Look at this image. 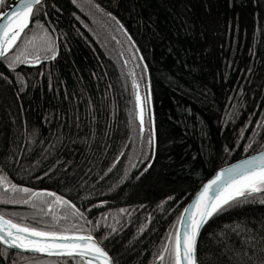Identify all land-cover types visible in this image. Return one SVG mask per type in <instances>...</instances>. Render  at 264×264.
<instances>
[{
	"label": "trees",
	"instance_id": "1",
	"mask_svg": "<svg viewBox=\"0 0 264 264\" xmlns=\"http://www.w3.org/2000/svg\"><path fill=\"white\" fill-rule=\"evenodd\" d=\"M21 53L40 61L9 67ZM138 91L152 99L154 145L149 112L143 132L137 120ZM263 150L264 0H47L0 62V175L69 202L18 203L30 193L0 185V215L91 235L115 264H174L169 237L192 196ZM260 200L210 220L203 264H258L249 237L264 233ZM0 264L86 263L0 245Z\"/></svg>",
	"mask_w": 264,
	"mask_h": 264
},
{
	"label": "snow or ice",
	"instance_id": "2",
	"mask_svg": "<svg viewBox=\"0 0 264 264\" xmlns=\"http://www.w3.org/2000/svg\"><path fill=\"white\" fill-rule=\"evenodd\" d=\"M6 0H0V6L4 5ZM43 3V0H22L21 10L19 12L4 13L0 18L7 17L8 23L0 24V58H6L8 51L15 45V42L20 38L21 33L28 27L30 17L34 14V6H39ZM16 16L17 20L15 25L11 23L12 17ZM22 16V18H21ZM48 51H51L53 55L46 57L55 59V44L54 41H49ZM24 53L15 56L10 62L9 67H13L18 63H38L40 57L36 56L33 61L21 59ZM139 88V85H135ZM137 101L141 100L139 93H137ZM148 102V112L150 122L152 124L149 129L150 135L148 143L154 145L155 143V125L151 120V107H150V94L144 98ZM140 125L141 132L144 131V108L141 107L140 112ZM257 159L259 164L257 165ZM150 167V165H149ZM245 171L238 173L239 180L230 179L226 183L230 185V190L224 195L218 194L212 198H206L211 184H216L218 180L224 175L221 172L216 180H213L210 185L206 186L204 191L200 193V196L195 205L196 211L189 213L188 209H184V215H182L178 221L180 224H186V229L183 233L177 232L174 236L170 234L169 243H174V249L172 255L174 258V264H203L202 260L198 258L197 248L198 240L203 227L208 221L214 217L220 215L223 211L230 209L234 206H240L243 203L252 202L255 200V194L264 192V154L259 158L253 157L252 159L243 162ZM228 172H234L236 169H229ZM0 185L5 186V190H11L12 192L30 193L27 199L16 201L18 203L30 204L33 200H38L42 196L56 197L55 202L57 204L68 205V201H64L62 197L56 196L55 193H39L33 192L29 188H18L16 185L11 184L7 180V177L0 175ZM169 199H173L169 197ZM8 201L0 199V203H6ZM260 203H264V200H260ZM35 207V204H33ZM75 208V205H71ZM187 216V220H185ZM230 227V226H226ZM242 225L237 224L231 227V231L239 234V230L242 229ZM221 236L225 235L224 232L220 233ZM29 237H35L36 239H30ZM72 238L57 231H44L36 227L29 225L14 223L11 219H5L4 215H0V244H5L9 249L19 248L25 250H31L39 253H46L48 255H78L81 257L91 256L93 253H99V256L105 258L106 264L110 262L108 254L104 252L91 236H82L77 238L76 243H57L56 241H68ZM82 242V243H81ZM250 246L256 247L260 245L259 253L260 258L258 264H264V233L257 234V236L249 237ZM165 251L168 248L165 247ZM227 251V249H225ZM238 255V254H237ZM99 258V257H95ZM163 259V256L160 257ZM88 264H92L89 260Z\"/></svg>",
	"mask_w": 264,
	"mask_h": 264
},
{
	"label": "water",
	"instance_id": "3",
	"mask_svg": "<svg viewBox=\"0 0 264 264\" xmlns=\"http://www.w3.org/2000/svg\"><path fill=\"white\" fill-rule=\"evenodd\" d=\"M46 1L47 0H43V3L46 2ZM21 3H22V0H11L10 3L7 5V7L0 12V16H2V14H4V13L19 12L21 10ZM37 7L38 6H34L33 13H34V11H35V9ZM32 16L30 17V22L28 24V27L25 28L24 32L29 28V26L31 24ZM21 18H22V16H21ZM16 20H17V17L13 16L12 20H11V23L13 24V26L15 25ZM8 22L9 21H8L7 17L0 18V24L8 23ZM24 32L21 33L20 38L22 37ZM19 39L15 42V45L12 48L9 49L8 54L15 48V46H16L17 42L19 41ZM3 59L4 58H0V62ZM150 104H151V108H152V99H151V97H150ZM141 107H143V104H142V101L140 100V101L137 102V111H138V121H139V123H140ZM144 117H145V114H144ZM262 154H264V150L261 151V152L255 153L253 155H249L247 157L241 158V159H239L237 161H234L233 163H230V164H228L226 166H223L220 169H218L213 175H211V177H209L204 182V184L200 187V189L192 196V198L189 200V202H188V204L186 205L185 208L188 209L190 214L194 213L196 211L195 205H196L197 200H198V198L200 196V193H202L204 191L205 187L210 185L213 180H216L217 176L221 172H223L224 175L220 178V180L217 181L216 184H211V187L209 188L208 192L206 193V198H208V199L214 198L218 194V190H219V194L221 196L224 195L226 192H228L230 190V185H228L226 182L229 181L230 179H235V180L238 181L239 180L238 173L245 171V169L243 167H239V166L243 165L244 161L252 159L253 157L259 158ZM258 164H259V159H257V165ZM234 168L236 169V171H234V172L230 173V172L227 171L229 169H234ZM182 215H184V210H183L181 216ZM5 219H7V218H5ZM185 220H187V216H185ZM210 220L208 221V223L210 222ZM208 223L203 227V229L201 231V234H200V237H199V240H198V248H197L198 258H199L198 249H199L200 238H201L203 230L208 225ZM185 229H186V224H180L179 223L177 232L182 234L183 231H185ZM66 236H68V237H70L72 239H70L68 241H62L61 240V241H56V242L57 243H76V242H78L77 238L82 237V236H91V235H66ZM91 237L97 243V246L100 247L104 252H106L108 254V257L110 258V262H108V264H115V261H114L112 255L107 251V249H105L95 237H93V236H91ZM29 238L30 239H36L35 237H29ZM0 245L3 246L4 248L8 249V250L15 251V252H20V253H23V254H26V255H30V256H39V257H45V258H51V259L75 258V259H80V260L84 261L86 264H88L89 260H91L92 264H106L105 258L102 257V256H99V253H93L91 256H86V257H81V256H78V255H74V256L48 255L46 253H39V252H34V251H31V250H25V249H19V248H11V249H9L8 246L5 245V244H0ZM95 257H99V258H95Z\"/></svg>",
	"mask_w": 264,
	"mask_h": 264
},
{
	"label": "rangeland",
	"instance_id": "4",
	"mask_svg": "<svg viewBox=\"0 0 264 264\" xmlns=\"http://www.w3.org/2000/svg\"><path fill=\"white\" fill-rule=\"evenodd\" d=\"M138 93H139V96L141 97V101H142V104H143V107H144V114H145V117H144V130H145V127H146V115H147V113H148V107H147V102L145 101V96L144 95H142L141 94V92L140 91H138ZM137 98H136V111H137ZM150 106H151V104H150ZM137 120H138V111H137ZM139 122V121H138ZM140 124V123H139ZM141 126V125H140Z\"/></svg>",
	"mask_w": 264,
	"mask_h": 264
}]
</instances>
